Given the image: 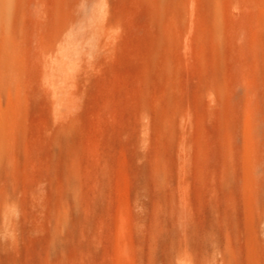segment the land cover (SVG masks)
Wrapping results in <instances>:
<instances>
[{
    "label": "rangeland",
    "instance_id": "rangeland-1",
    "mask_svg": "<svg viewBox=\"0 0 264 264\" xmlns=\"http://www.w3.org/2000/svg\"><path fill=\"white\" fill-rule=\"evenodd\" d=\"M14 1L0 264H264V0Z\"/></svg>",
    "mask_w": 264,
    "mask_h": 264
},
{
    "label": "bare ground",
    "instance_id": "bare-ground-1",
    "mask_svg": "<svg viewBox=\"0 0 264 264\" xmlns=\"http://www.w3.org/2000/svg\"><path fill=\"white\" fill-rule=\"evenodd\" d=\"M14 2H15L14 0H0V37L2 34H4L5 30H8L9 27L11 28V26H12V25L10 26V23L12 22L11 21V14L14 10ZM81 10H82V12H84L85 18L82 21L77 22V24L75 23L71 27V29H69L70 30L69 32L67 30V32L61 36L60 42L58 43L59 44L58 47L55 49V51L53 49V51H54L53 56H46L45 55L46 53L44 54V56H46L48 58L43 59L45 62L42 63L44 65L43 78H44L45 83L49 87L53 97H56L58 92H59L58 83L60 81H65V79L68 77L67 74H69V72H70V64H72L71 63L72 60L68 57H70L69 53L72 54L73 51L76 52V50H77V47H76L77 43L75 45V42H77L76 40H80L79 38H81V37H79V36L84 34L82 32H84V29L86 27L87 28L91 27V30H92V28H93L92 26L93 25L95 26L97 24L96 21L94 20V15L97 12L96 9H92L90 12L88 9H86V7H82ZM82 16L83 15H81V17ZM96 18H97V16H96ZM94 23H96V24H94ZM64 27H66V26H64ZM89 30H90V28H89ZM59 32H61V31H59ZM82 41H83V39H82ZM4 42H6V41H4ZM3 44H4L3 47H0V82L3 79H8V80L10 79L11 81H13L15 76H16V74H15V72H16V63H15L16 50L12 45L13 43L11 44L10 42H7L6 44L5 43H3ZM72 55L74 56V53ZM44 56L42 58H44ZM68 59H70V60H68ZM65 75L67 77H65ZM0 85H2V83H0ZM9 119L10 118L6 119V118L0 117V152L2 151V149L4 147L5 139L3 137V133L6 130L7 124L9 123V122H7Z\"/></svg>",
    "mask_w": 264,
    "mask_h": 264
}]
</instances>
